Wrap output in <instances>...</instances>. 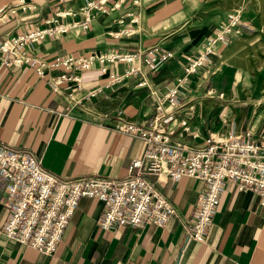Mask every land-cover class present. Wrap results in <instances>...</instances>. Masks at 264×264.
I'll use <instances>...</instances> for the list:
<instances>
[{
  "label": "crops",
  "instance_id": "1",
  "mask_svg": "<svg viewBox=\"0 0 264 264\" xmlns=\"http://www.w3.org/2000/svg\"><path fill=\"white\" fill-rule=\"evenodd\" d=\"M51 1L24 0L34 8L16 9L0 23V42L44 26L52 12ZM86 1L65 3L75 12L66 20L77 24L28 44L30 59L46 63L64 54L114 49L137 51L138 56L128 63L105 64L104 71L98 63L72 71L78 81L54 91L48 79L59 69L46 67L39 75L33 63L13 66L0 53L1 142L29 150L44 169L60 176H123L144 146L117 125L124 119L145 123L154 105L169 111L164 125L174 139L194 143L209 135L245 132L252 138L264 137V83L248 60L242 34L232 35L196 73L181 72L183 55L193 53L218 24L206 14L205 0H107V8L113 2L118 6L91 11L93 17L83 27L77 8ZM19 2L0 0V5ZM153 45L173 51L174 57L148 71L142 59ZM177 78L183 79L179 97L172 104L158 103L157 97ZM4 187L0 176V201ZM158 187L178 215L161 227L144 223L136 228L101 229L97 220L103 202L81 197L51 254L7 240L0 233V264H264V206L255 192L224 183L203 239L189 240L181 247V221L194 217L203 185L198 179L182 177L167 179ZM4 219L0 202V229Z\"/></svg>",
  "mask_w": 264,
  "mask_h": 264
},
{
  "label": "built area",
  "instance_id": "2",
  "mask_svg": "<svg viewBox=\"0 0 264 264\" xmlns=\"http://www.w3.org/2000/svg\"><path fill=\"white\" fill-rule=\"evenodd\" d=\"M69 1L52 0V12L43 21L44 26L0 42V53L13 66L33 63V69L39 75L46 67L59 69L61 72L58 75L48 79L54 91L64 84L78 81L72 71L87 70L94 63H98L104 71L105 64L128 63L138 56L134 52L111 50L76 56L65 54L46 63L41 58L31 60L25 49L28 44L68 31L77 24V21L66 20L75 13L69 6H64ZM110 6L111 9L116 8L118 3ZM33 8L24 0H20L16 6L0 5V23L15 14L16 9L25 11ZM77 9L83 16L84 27L93 17L91 11L104 12L106 4L105 0H88ZM239 31L238 18L233 15H229L226 22L215 25L202 37L193 53L183 55V72L195 73L209 63L217 55L219 47ZM145 53L147 55L142 61L148 71L174 57L173 51L161 50L155 45ZM110 77L113 81L118 79L116 76ZM182 81L177 78L175 83H169L160 95L161 100L172 104L180 93ZM156 110L160 111L154 113ZM166 113L164 108L154 105L145 124L122 120L117 125L138 137L144 146L141 155L130 160L123 176H60L44 169L40 159L29 150L0 141V176L5 180L4 196L0 201L5 210L0 229L2 236L49 255L59 242L81 197L103 202V213L97 220L101 229L111 230L121 226L136 228L144 223L163 226L169 217L178 215L158 184L182 177L200 180L203 188L196 200L194 217L181 221L184 230L181 247L189 240L203 239L225 181L233 183L238 190L255 192L260 205L264 206V137L252 138L245 132L227 134L224 138L209 135L201 142L194 143L175 140L163 124ZM180 124L185 123L182 120Z\"/></svg>",
  "mask_w": 264,
  "mask_h": 264
},
{
  "label": "rangeland",
  "instance_id": "3",
  "mask_svg": "<svg viewBox=\"0 0 264 264\" xmlns=\"http://www.w3.org/2000/svg\"><path fill=\"white\" fill-rule=\"evenodd\" d=\"M106 1L107 0H105V4H106ZM110 7L111 6H109L108 9H106V10L107 11L111 10ZM205 12L210 18L213 17V19H215V21H217L218 24L226 22L228 20L229 15H233V16H236L238 18V28L240 30L239 33L244 36L243 37V45L245 47V52L247 53L248 60L251 61L252 66H254L258 70V81L264 83V0H205ZM134 53H138V52L136 51ZM189 54H191V53H189ZM60 56H62V55H60ZM166 61H164V62H166ZM164 62H160V63H164ZM142 63H143V61H142ZM182 65H183V59H182V64H181V72H183ZM191 74H194V73H191ZM165 89H164V91H165ZM164 91H163V93H164ZM179 92H180V88H179ZM158 97H157V102L160 103V101H162L161 100L162 96L159 95ZM176 97H179V95H177ZM174 99H173V101H174ZM161 103H169V102L162 101ZM190 107H191V109L194 110L195 103H193V104L191 103ZM158 111H160V110H156V111H154V113L158 112ZM152 112H150V114ZM168 113H169V111H167L166 115ZM150 114L148 115L146 122H147ZM164 119H165V117L163 118V124H164ZM124 120H128V119H124ZM135 123H137V122H135ZM145 123H138V124H145ZM180 123H181V121H180ZM184 123H185V121H184ZM181 126H183V125H181ZM165 128H166V126H165ZM166 131H168V130L166 129ZM169 134H170V132H169ZM236 134H240V133H236ZM224 137L225 136H217L215 138H224ZM172 139H174V138L172 137ZM175 140H178V139H175ZM201 141H199V142H201ZM226 182L227 181H225V183ZM159 227H161V226H159Z\"/></svg>",
  "mask_w": 264,
  "mask_h": 264
}]
</instances>
